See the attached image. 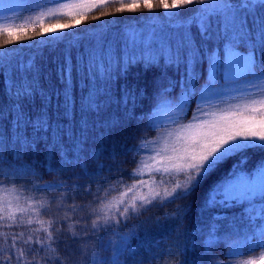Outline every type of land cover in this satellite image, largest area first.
I'll use <instances>...</instances> for the list:
<instances>
[{"label":"snow or ice","instance_id":"1","mask_svg":"<svg viewBox=\"0 0 264 264\" xmlns=\"http://www.w3.org/2000/svg\"><path fill=\"white\" fill-rule=\"evenodd\" d=\"M0 37V264L264 250V0H24L0 10ZM197 197L209 216L190 227Z\"/></svg>","mask_w":264,"mask_h":264},{"label":"trees","instance_id":"2","mask_svg":"<svg viewBox=\"0 0 264 264\" xmlns=\"http://www.w3.org/2000/svg\"><path fill=\"white\" fill-rule=\"evenodd\" d=\"M106 19H110V18H106ZM132 23H135V21H131ZM96 23H100L99 21H91L90 19L89 20H86L85 22H83L81 25H80V28H83V27H86L87 25H90V24H96ZM160 24V21L159 20H149V21H144L143 22V28L142 29H153V25H159ZM25 28L28 29V35H31L32 34V24H29V25H26L24 26ZM38 27V25H37ZM136 29L135 25H131L130 26V30H134ZM113 38L116 39V34L113 33ZM2 39L3 37H0V42H2ZM39 39V38H37ZM35 42L34 40L33 41H29L27 39H25L22 43L23 44H29V43H33ZM21 46L20 44H16V45H13L12 47H19ZM152 73H148V74H142L140 72L139 69H133L132 70V74L130 75V79L134 80L135 82H138L141 86H146V87H149V90H151V81H152ZM169 75L172 76L173 73L172 72H169ZM2 84H0V102L3 101V93H2ZM115 135L117 136V138H119V130H117V132L115 133ZM18 150H21L23 151L22 149H20V146L17 145L16 146ZM31 150H29L30 152ZM37 153L38 155L35 157L37 162L40 164V165H43L45 163L44 161V146L41 144V145H38L37 146ZM253 155V159L255 158H258L260 153L257 152V153H254L252 154ZM58 160H59V157L56 156L54 157L53 161H52V164H53V167H56L57 166V163H58ZM89 166H93L91 164V161H89ZM43 167H41V171H43ZM116 193H114L115 195ZM202 203V198L201 197H197L194 201H193V204H192V212H191V217H190V221H189V226L190 227H193V226H196V225H203L207 219H208V216H209V213L208 212H204V213H201L200 211V205ZM176 205H173L172 208H175ZM165 211H171V209H166ZM215 211V210H213ZM146 215L148 216H152V217H158V213L156 212L155 209H153V211L151 213H147ZM141 219H144V217H142ZM134 223V222H133ZM125 231L127 232L128 229H125ZM223 231V229H222ZM154 235H163V233L161 232H155ZM203 237L201 236H198L197 237V243L199 244L201 241H202ZM132 245L133 247L136 246L137 244V241L136 240H132ZM173 243H182V241H175V237H172L171 239H165V242L164 244L162 245L163 247H166V248H170L171 251H175L174 248H172V244ZM221 250H223V246L221 245ZM131 264V262H130ZM158 264H176V259L172 256H165L161 261L158 262Z\"/></svg>","mask_w":264,"mask_h":264},{"label":"rangeland","instance_id":"3","mask_svg":"<svg viewBox=\"0 0 264 264\" xmlns=\"http://www.w3.org/2000/svg\"><path fill=\"white\" fill-rule=\"evenodd\" d=\"M24 2V0H0V10H3V8L6 5H15L17 3H21ZM14 23L20 27H24L26 25L31 24V22L28 19L27 15L21 16L20 18L16 19L14 21ZM131 32H139V31H143V32H147V33H151V29H134V30H130ZM223 107H226V105H222ZM117 194V193H116ZM53 195H55V193H53ZM27 194H24V197L22 198H26ZM38 226V225H37ZM239 246H235L233 251L234 252H239ZM264 250H257V252L255 253L254 256H249V255H241L236 257L235 259H233L232 261H230V264H244V261L249 260V259H254L259 257V255H261V252Z\"/></svg>","mask_w":264,"mask_h":264}]
</instances>
